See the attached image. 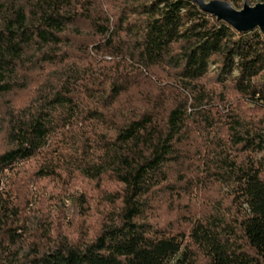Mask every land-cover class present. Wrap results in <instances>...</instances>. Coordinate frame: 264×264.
<instances>
[{"label": "trees", "instance_id": "obj_1", "mask_svg": "<svg viewBox=\"0 0 264 264\" xmlns=\"http://www.w3.org/2000/svg\"><path fill=\"white\" fill-rule=\"evenodd\" d=\"M0 141V264H264L258 28L193 0H0ZM30 164L94 187L77 232L28 216Z\"/></svg>", "mask_w": 264, "mask_h": 264}, {"label": "rangeland", "instance_id": "obj_2", "mask_svg": "<svg viewBox=\"0 0 264 264\" xmlns=\"http://www.w3.org/2000/svg\"><path fill=\"white\" fill-rule=\"evenodd\" d=\"M215 2V1H213ZM220 2V1H219ZM210 3V2H208ZM246 2L242 3L240 8H233L237 11L244 9ZM250 7L254 4L248 3ZM3 147V143L0 141V149ZM29 173L24 178L25 184L24 192L29 198V206L27 207V214L31 218L34 216H42V220L47 221L50 225L56 229H72L77 232V228L82 222L81 214L75 210L70 200L72 197L78 198L80 193L86 192L88 196H97L96 191L92 185L84 182L83 180H74L70 184L65 185L58 182H52L49 180L36 179L34 178V165H28L25 167ZM92 212L91 218L89 219L90 225L93 227L97 226L100 218L99 212L101 208L95 199H91ZM44 216V217H43ZM48 219H46V217Z\"/></svg>", "mask_w": 264, "mask_h": 264}, {"label": "water", "instance_id": "obj_3", "mask_svg": "<svg viewBox=\"0 0 264 264\" xmlns=\"http://www.w3.org/2000/svg\"><path fill=\"white\" fill-rule=\"evenodd\" d=\"M205 13L217 17L220 21L236 29L240 33L260 29L264 34V4L250 7L245 4L242 11H237L227 2H210L193 0Z\"/></svg>", "mask_w": 264, "mask_h": 264}]
</instances>
